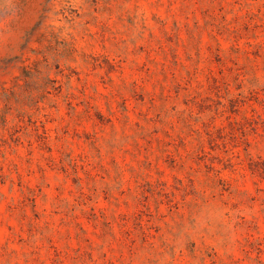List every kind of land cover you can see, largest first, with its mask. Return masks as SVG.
Wrapping results in <instances>:
<instances>
[{"label": "rangeland", "instance_id": "rangeland-1", "mask_svg": "<svg viewBox=\"0 0 264 264\" xmlns=\"http://www.w3.org/2000/svg\"><path fill=\"white\" fill-rule=\"evenodd\" d=\"M0 264H264V0H0Z\"/></svg>", "mask_w": 264, "mask_h": 264}]
</instances>
